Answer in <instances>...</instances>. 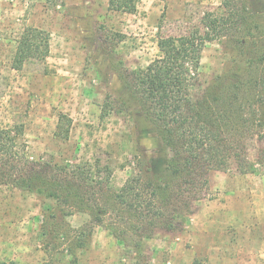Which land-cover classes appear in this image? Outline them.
I'll return each instance as SVG.
<instances>
[{"label":"rangeland","instance_id":"1","mask_svg":"<svg viewBox=\"0 0 264 264\" xmlns=\"http://www.w3.org/2000/svg\"><path fill=\"white\" fill-rule=\"evenodd\" d=\"M109 0H0V128L20 127L27 156L73 166L89 162L111 170L114 189L136 170L145 153L163 172L159 140L143 116L113 111L101 118L106 94L122 90L113 65L144 68L159 55L160 35L177 36L219 12L221 0H139L133 13L109 8ZM264 46V10L259 14ZM27 28L49 36L44 62L13 68L17 42ZM221 41L201 51L200 85L222 73L228 59ZM240 69L233 76L241 74ZM59 114L68 137H56ZM264 143L254 142L249 160ZM54 214L68 230L57 238L43 220ZM92 213L62 206L26 190L0 188V261L14 264H264V176L240 174L215 161L204 198L194 202L181 229L156 230L137 251L116 236L118 227L95 223ZM56 222V223H57ZM84 240L82 249L75 248ZM72 249L74 256L68 254Z\"/></svg>","mask_w":264,"mask_h":264},{"label":"trees","instance_id":"2","mask_svg":"<svg viewBox=\"0 0 264 264\" xmlns=\"http://www.w3.org/2000/svg\"><path fill=\"white\" fill-rule=\"evenodd\" d=\"M139 0H109V8L133 13ZM264 0H221L219 12H206L198 24L181 25L177 36L160 35L159 55L144 68L113 65L120 92L106 94L101 118L113 111L137 112L161 144L165 169L154 172L145 153L135 156L136 170L114 189L109 167L83 162L73 166L31 160L20 127L0 128V188L26 190L62 206L87 210L95 223L118 227L117 238L131 240L141 251L156 230L176 231L189 221L194 202L204 198L215 161L240 174L261 172L264 148L249 160L252 143H264V46L259 14ZM221 41L228 61L220 74L200 85L201 51ZM46 32L25 29L13 68L42 63L48 56ZM241 74L233 76L234 72ZM68 117L59 114L55 135L68 137ZM56 216L43 220L57 238L69 241L68 230ZM75 248L82 249L84 240ZM68 254L73 258L70 248ZM0 264H14L1 262ZM192 264H196L193 262Z\"/></svg>","mask_w":264,"mask_h":264}]
</instances>
